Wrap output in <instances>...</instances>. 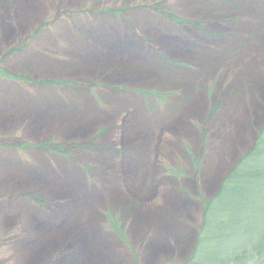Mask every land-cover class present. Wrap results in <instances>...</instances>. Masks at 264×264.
I'll return each instance as SVG.
<instances>
[{"label": "rangeland", "instance_id": "1", "mask_svg": "<svg viewBox=\"0 0 264 264\" xmlns=\"http://www.w3.org/2000/svg\"><path fill=\"white\" fill-rule=\"evenodd\" d=\"M263 126L264 0H0V264H264Z\"/></svg>", "mask_w": 264, "mask_h": 264}, {"label": "trees", "instance_id": "2", "mask_svg": "<svg viewBox=\"0 0 264 264\" xmlns=\"http://www.w3.org/2000/svg\"><path fill=\"white\" fill-rule=\"evenodd\" d=\"M208 7H212V6H208ZM213 16L221 17V16H217V14ZM257 133L258 134L256 140L253 143L251 150L247 154H244L240 158L238 163L234 167H232L231 170L226 174L222 184L220 185L219 190L214 196V200L206 203L205 211H206V219L208 224L207 228H209V226L212 224L213 212L215 209H229L223 203V199L230 193L229 191L230 187L241 186V185H248L249 187L256 186L257 192H258V185L264 187V164L261 163L262 161H264V126L261 129H259ZM239 191L241 190H238L237 192ZM263 199H264V195H263ZM35 200L40 201L39 198H36ZM223 211L228 214L227 215L228 218V216H230L229 212L226 210H222L221 213ZM227 226L229 225L227 224ZM231 234L242 235L240 231H237L236 233L231 232Z\"/></svg>", "mask_w": 264, "mask_h": 264}, {"label": "bare ground", "instance_id": "3", "mask_svg": "<svg viewBox=\"0 0 264 264\" xmlns=\"http://www.w3.org/2000/svg\"><path fill=\"white\" fill-rule=\"evenodd\" d=\"M78 130H81V131H83V129L81 128V127H79V129ZM48 180H50V179H48ZM63 181V180H62ZM53 183V185L52 186H54V184H55V181H52ZM65 185V184H64Z\"/></svg>", "mask_w": 264, "mask_h": 264}]
</instances>
